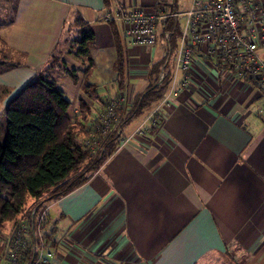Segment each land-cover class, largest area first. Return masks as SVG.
<instances>
[{"label": "crops", "instance_id": "1", "mask_svg": "<svg viewBox=\"0 0 264 264\" xmlns=\"http://www.w3.org/2000/svg\"><path fill=\"white\" fill-rule=\"evenodd\" d=\"M191 3L112 0L111 7L169 6L183 12ZM112 8L105 0H0V115L49 67L55 52L62 55V44L79 34L71 26L79 17L96 34L95 52L109 53L110 63L100 69L94 60L84 81L79 73L87 65L70 56L74 80L64 53L61 71L85 90L96 86L97 93L114 81L116 94L115 38L104 20ZM116 27L127 59L125 105L131 107L164 52L161 46L137 51ZM205 51L202 46L195 52L190 83L171 105L162 100L156 105V124L148 122L135 134L144 118L127 123L113 154L88 181L46 201L60 263L201 264L217 258L264 264V87L217 66ZM89 104L97 116L100 98Z\"/></svg>", "mask_w": 264, "mask_h": 264}, {"label": "trees", "instance_id": "2", "mask_svg": "<svg viewBox=\"0 0 264 264\" xmlns=\"http://www.w3.org/2000/svg\"><path fill=\"white\" fill-rule=\"evenodd\" d=\"M105 1L107 8H111L112 0ZM77 24L80 44L77 54L86 56L90 66L96 34L80 17ZM110 24L117 53V99L124 92L127 59L118 28L115 22ZM170 26L178 30L173 22ZM163 63L162 59L153 63L149 86L137 93L131 107L125 109V103L119 105V112L125 116L124 124L153 110L166 95L172 69H167L166 78L160 82ZM67 70L77 80V70ZM86 92L88 95L97 93L96 86H87ZM99 98L100 112L91 121L93 127L112 100L105 93ZM79 104L80 113L72 115L69 111L71 101L59 86L57 77L40 71L5 106V120H0L1 222L16 220L28 198L38 201L50 192L47 200H54L81 186L113 154L119 141L115 137L102 142L97 152L82 144L76 126L90 120L92 107L83 98ZM55 244L53 241L52 245Z\"/></svg>", "mask_w": 264, "mask_h": 264}, {"label": "built area", "instance_id": "3", "mask_svg": "<svg viewBox=\"0 0 264 264\" xmlns=\"http://www.w3.org/2000/svg\"><path fill=\"white\" fill-rule=\"evenodd\" d=\"M104 20L118 24L122 35L130 38L137 51L149 46L163 48L160 82L166 78L168 61L172 69L168 91L162 99L167 105L189 85L194 54L202 46H206V56L217 66L233 70L238 77L264 87V0H192L183 12L169 6L146 11L141 7L128 9L118 5L105 14ZM171 22L177 31L171 28ZM124 102L123 93L110 101L107 111L101 114L100 124L108 128L111 124L118 125L123 119L118 107ZM159 117L155 108L134 133H142V126L148 122L156 124ZM104 129L107 133L108 129ZM48 224L46 202L32 209L28 216H21L5 240L0 264H62L56 258L54 236Z\"/></svg>", "mask_w": 264, "mask_h": 264}, {"label": "rangeland", "instance_id": "4", "mask_svg": "<svg viewBox=\"0 0 264 264\" xmlns=\"http://www.w3.org/2000/svg\"><path fill=\"white\" fill-rule=\"evenodd\" d=\"M71 26H73V28H76L78 30V28H77L78 24L73 23ZM78 36H79V34H77L76 32L73 33L71 35V37L69 38V40L62 44V46H64L62 55H60V52H55L53 54V56L51 57V60L49 62V67H47L44 70V72L49 73V74H51V76L58 78L59 86L64 90L66 96L71 101V106H70V112L71 113H74L75 110L80 109L78 96L83 97L86 101L91 103L92 100H96L100 95H102V92H105L112 100H115L116 99L115 97L117 95L114 93L115 89L113 90V88H115L114 81H110V83L102 85V87L98 93H92L91 95H88L86 90H85L86 85L84 86L83 84H74L68 78V74L66 73V71H64L62 73L61 70L67 65L65 63V61L63 60L62 56L64 53H65L64 55L67 56L66 53H68V56H67L68 60H66V62L69 63L68 68L71 69L72 67H74V64H72V60L70 59L71 58L70 56H74V55L80 56L83 59L82 60L83 64H85V66L87 65L86 70L80 71V73H79L80 77L84 81L87 80L86 75L89 77V72L91 70L90 68L93 66V64L89 66V63H88L89 59L86 56H83L81 54L80 55L77 54V51L80 47V44L77 42ZM95 45L96 44H94L91 47V58L93 59L94 63H95L94 60H96V63L99 64L100 69L101 68L103 69L106 63H110V56H109V53L95 52V48H94ZM170 66H171V63H170V61H168V63L166 64V67H168L170 69ZM124 108L128 109L126 107V105ZM124 108H122V109H124ZM153 110H151V111H153ZM106 111H107V108H105V110L103 111V114ZM95 112H96V109H92V113L90 116L94 117ZM150 112L145 113L140 118L145 119V117ZM120 114H121L120 117H122V118L125 117V116H122V113H120ZM0 120L4 121L5 116L0 115ZM82 122H83V120H82ZM125 125H127V124H124L123 119H121V121L118 125H112L111 124V126L109 128L102 126L100 124V121H98L96 123V126L93 127L92 124L90 123V120H89V121H86L84 124H79L78 126H76V131L78 133V137H79L80 141L82 142V144L84 146L88 147L89 149H91L92 151L97 152L99 149V146L102 144V142L105 143V141L111 137H115L118 140L120 138V135H121L120 131L123 130V127ZM104 128L108 129L107 133L103 132L105 130ZM48 196H50V192L47 193L46 196H44L43 198H41L38 201H35V200L33 201L32 198H28L26 201L24 210L20 213V215L16 218V220L5 221V222L0 221V256L5 251V248H6V245H5L6 241L5 240L7 239V237L11 233V231L17 226V223L20 221V217L21 216H23V217L28 216L30 211H32V209H34L35 207H38L39 205L44 206L45 202L47 201ZM201 264H229V262L224 261L223 259L213 258V259L205 260Z\"/></svg>", "mask_w": 264, "mask_h": 264}]
</instances>
